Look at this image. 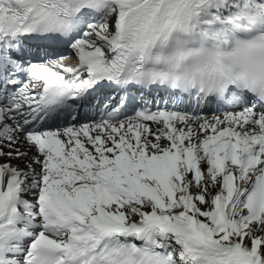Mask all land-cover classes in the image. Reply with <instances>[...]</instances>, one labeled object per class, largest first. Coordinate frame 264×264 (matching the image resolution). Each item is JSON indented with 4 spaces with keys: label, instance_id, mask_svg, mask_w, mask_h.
<instances>
[{
    "label": "snow or ice",
    "instance_id": "snow-or-ice-1",
    "mask_svg": "<svg viewBox=\"0 0 264 264\" xmlns=\"http://www.w3.org/2000/svg\"><path fill=\"white\" fill-rule=\"evenodd\" d=\"M0 264H264V0H0Z\"/></svg>",
    "mask_w": 264,
    "mask_h": 264
}]
</instances>
